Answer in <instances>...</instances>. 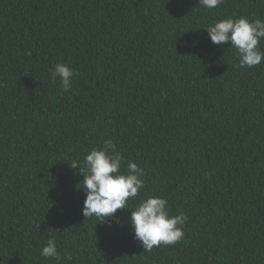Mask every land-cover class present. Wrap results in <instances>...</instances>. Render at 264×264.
<instances>
[{
	"label": "trees",
	"instance_id": "obj_1",
	"mask_svg": "<svg viewBox=\"0 0 264 264\" xmlns=\"http://www.w3.org/2000/svg\"><path fill=\"white\" fill-rule=\"evenodd\" d=\"M239 16L264 0H0V264H264V60L241 68L205 30ZM56 63L78 73L68 92ZM109 138L145 169L130 207L189 217L179 242L145 251L129 209L83 216L67 161Z\"/></svg>",
	"mask_w": 264,
	"mask_h": 264
},
{
	"label": "clouds",
	"instance_id": "obj_2",
	"mask_svg": "<svg viewBox=\"0 0 264 264\" xmlns=\"http://www.w3.org/2000/svg\"><path fill=\"white\" fill-rule=\"evenodd\" d=\"M223 2L199 0L208 9L216 8ZM205 30L211 42L217 46L230 42L241 68H252L264 60V49L261 48V42L264 41V19L226 17L209 24ZM49 75L53 83L59 81L62 91L68 92L78 73L66 63H56L49 68ZM124 161L125 157L110 138L103 140L101 146L87 150L82 160L73 158L67 161L69 167L82 176L80 189L85 193L83 216L95 217L101 224L110 219L119 223L115 215L117 210L129 209L133 237L145 251L179 242L184 237V225L189 217L183 212L172 214L167 198L163 196L147 195L130 207L128 201H135L139 191L145 187V169L131 160L127 161L124 168ZM39 252L45 259H63L52 236ZM67 259H72L71 252L67 253Z\"/></svg>",
	"mask_w": 264,
	"mask_h": 264
}]
</instances>
